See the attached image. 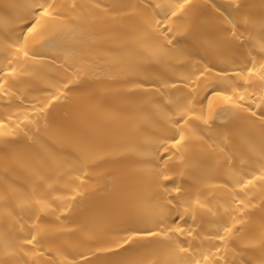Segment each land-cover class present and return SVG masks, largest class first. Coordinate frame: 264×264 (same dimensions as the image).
Instances as JSON below:
<instances>
[{
  "label": "bare ground",
  "instance_id": "bare-ground-1",
  "mask_svg": "<svg viewBox=\"0 0 264 264\" xmlns=\"http://www.w3.org/2000/svg\"><path fill=\"white\" fill-rule=\"evenodd\" d=\"M0 264H264V0H0Z\"/></svg>",
  "mask_w": 264,
  "mask_h": 264
},
{
  "label": "snow or ice",
  "instance_id": "snow-or-ice-1",
  "mask_svg": "<svg viewBox=\"0 0 264 264\" xmlns=\"http://www.w3.org/2000/svg\"><path fill=\"white\" fill-rule=\"evenodd\" d=\"M48 13L47 12H45V15H47Z\"/></svg>",
  "mask_w": 264,
  "mask_h": 264
}]
</instances>
